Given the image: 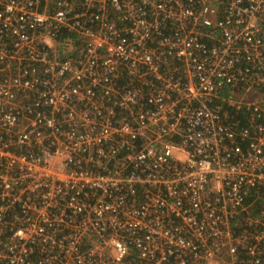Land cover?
<instances>
[{
  "label": "built area",
  "instance_id": "1",
  "mask_svg": "<svg viewBox=\"0 0 264 264\" xmlns=\"http://www.w3.org/2000/svg\"><path fill=\"white\" fill-rule=\"evenodd\" d=\"M260 189L264 0H0V264H264Z\"/></svg>",
  "mask_w": 264,
  "mask_h": 264
},
{
  "label": "trees",
  "instance_id": "2",
  "mask_svg": "<svg viewBox=\"0 0 264 264\" xmlns=\"http://www.w3.org/2000/svg\"><path fill=\"white\" fill-rule=\"evenodd\" d=\"M256 195L259 197L257 198ZM264 198V190L260 189L258 192H249L246 198L247 203H251L255 200V205L252 206V211L257 212L259 209L260 204H262Z\"/></svg>",
  "mask_w": 264,
  "mask_h": 264
},
{
  "label": "rangeland",
  "instance_id": "3",
  "mask_svg": "<svg viewBox=\"0 0 264 264\" xmlns=\"http://www.w3.org/2000/svg\"><path fill=\"white\" fill-rule=\"evenodd\" d=\"M226 258L222 255L217 261L209 262L208 264H228Z\"/></svg>",
  "mask_w": 264,
  "mask_h": 264
}]
</instances>
